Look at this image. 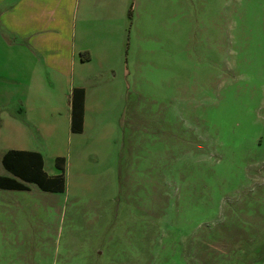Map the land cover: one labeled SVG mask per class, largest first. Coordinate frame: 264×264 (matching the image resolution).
I'll return each instance as SVG.
<instances>
[{
    "label": "rangeland",
    "instance_id": "374dc122",
    "mask_svg": "<svg viewBox=\"0 0 264 264\" xmlns=\"http://www.w3.org/2000/svg\"><path fill=\"white\" fill-rule=\"evenodd\" d=\"M124 1L111 2L123 33L111 76L126 71L100 143L115 177L0 188V264H264V0ZM3 60L1 89L26 94L24 69L11 78ZM52 88L38 95L56 108ZM29 115L0 114V176L3 154L29 144Z\"/></svg>",
    "mask_w": 264,
    "mask_h": 264
},
{
    "label": "crops",
    "instance_id": "0c3cea01",
    "mask_svg": "<svg viewBox=\"0 0 264 264\" xmlns=\"http://www.w3.org/2000/svg\"><path fill=\"white\" fill-rule=\"evenodd\" d=\"M112 1L0 0V65L5 64L3 58L11 61L14 69L10 66V77L20 75L23 68L25 78L31 83L24 95L14 93L18 89L6 86L4 89L10 93L7 95L1 86L0 114L11 108H18L21 114H30L26 122H22L24 129L28 130L29 126L32 130L29 144L26 149L17 151L40 154L44 173L50 178H64V192L46 193H66L69 181L78 175L100 180L115 177V173L103 163L108 152L100 144L107 141L108 134L111 136L113 124L107 121V114L111 117L113 111V86L121 84L120 79L126 71L120 79L111 76L115 65L112 55L114 37H119L118 47L123 39L120 25L116 23L121 19L112 13ZM115 1L123 3V0ZM83 52L89 53V60L82 61ZM91 78L95 80L90 81ZM60 83L63 95L60 105L54 108L49 99L45 101L46 98L38 93L41 89L48 90L49 86L55 90ZM32 92L36 96H32ZM116 99L118 104L121 99ZM49 108L56 111H53L56 115L54 120L38 121L35 118V115L42 116L43 113L50 116ZM74 113L77 116L75 128H80V117L83 119L79 133L73 130ZM60 129L67 134L66 144L64 142L62 148L46 152L52 147L48 138ZM41 132L42 142L35 145L33 133L39 135ZM57 159H62L59 165L63 170L58 168ZM101 167H104L103 172H100ZM0 177H11L29 189L37 187L41 190L38 185L26 183L7 170Z\"/></svg>",
    "mask_w": 264,
    "mask_h": 264
},
{
    "label": "trees",
    "instance_id": "16d2710c",
    "mask_svg": "<svg viewBox=\"0 0 264 264\" xmlns=\"http://www.w3.org/2000/svg\"><path fill=\"white\" fill-rule=\"evenodd\" d=\"M82 61L90 59L89 53L81 54ZM77 116L74 113L73 130L74 132L82 131V116L80 117V128H75ZM62 159H57L58 168L63 170L59 165ZM4 168L16 178L26 183L36 184L45 192L62 193L64 192V178H50L43 171V158L38 153L10 150L6 152L2 158ZM0 188L10 191H29L30 189L23 183L18 182L11 177H0Z\"/></svg>",
    "mask_w": 264,
    "mask_h": 264
}]
</instances>
